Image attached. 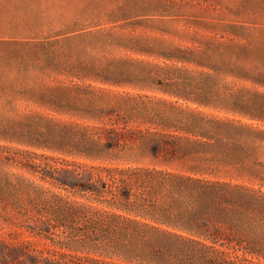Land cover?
<instances>
[{
    "label": "rangeland",
    "instance_id": "obj_1",
    "mask_svg": "<svg viewBox=\"0 0 264 264\" xmlns=\"http://www.w3.org/2000/svg\"><path fill=\"white\" fill-rule=\"evenodd\" d=\"M210 80V102L192 100ZM112 106L130 126L153 127L150 113L181 107L248 124L238 138L245 165L230 169L233 179L264 190V0H0V175L36 178L19 160L53 162L46 155L136 164L68 152L67 134L104 123L101 108ZM12 202L0 197L3 236L42 247L18 224Z\"/></svg>",
    "mask_w": 264,
    "mask_h": 264
},
{
    "label": "trees",
    "instance_id": "obj_2",
    "mask_svg": "<svg viewBox=\"0 0 264 264\" xmlns=\"http://www.w3.org/2000/svg\"><path fill=\"white\" fill-rule=\"evenodd\" d=\"M162 55L213 67L186 53ZM210 81L190 98L209 103ZM114 108H101L104 123L67 134L68 152L136 164L46 155L53 162L19 160L36 178L0 175V197L14 198L18 224L43 243H11L0 231V264H264V190L230 169L245 165L238 138L250 126L196 107L157 110L153 127L130 126Z\"/></svg>",
    "mask_w": 264,
    "mask_h": 264
}]
</instances>
